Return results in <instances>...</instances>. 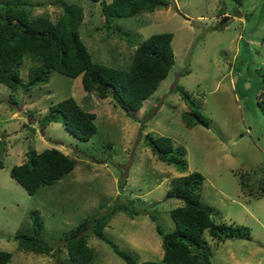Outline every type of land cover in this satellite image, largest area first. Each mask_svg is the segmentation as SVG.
Here are the masks:
<instances>
[{
    "label": "rangeland",
    "instance_id": "1",
    "mask_svg": "<svg viewBox=\"0 0 264 264\" xmlns=\"http://www.w3.org/2000/svg\"><path fill=\"white\" fill-rule=\"evenodd\" d=\"M60 1L82 8L79 32L94 61L127 68L141 40L172 32L175 62L133 115L114 106L110 98L86 92L79 76L51 71L48 82L30 90H11L0 83V250L12 253L7 264L66 263L62 242L67 232L100 205L106 209L117 201L135 199L141 209L157 215L165 232L172 231L169 211L182 202L167 191L172 180L184 174L157 159L143 141L149 133L169 136L185 147L187 173L203 174L200 200L215 222L250 228L252 241L213 240L206 230L204 237L213 250L211 264H244L245 259L264 264V195L250 199L239 192V177L246 170L253 173L249 181L253 193L263 192L258 180L264 176L260 168L253 169L264 160V115L257 104L264 73V0H244L241 6L232 0H168L167 7L152 12L113 18L110 31L104 26L102 0H27L33 17L47 15L53 20L60 14ZM222 5L224 15L219 11ZM33 61L29 55L23 57L22 80ZM176 85L187 90L210 118L208 128L185 126L181 116L187 107ZM70 96L96 115L97 131L88 140L71 134L60 121H41L52 104ZM51 147L75 159L76 165L30 195L10 176V169L26 160V151ZM31 210L39 211L44 223L41 237L53 244V254L18 249L13 236L30 227ZM104 232L138 262L162 258L161 237L147 215L118 212ZM88 244L96 254L91 264H127L95 236ZM254 245L262 249L256 251ZM228 250L235 258H228Z\"/></svg>",
    "mask_w": 264,
    "mask_h": 264
},
{
    "label": "trees",
    "instance_id": "2",
    "mask_svg": "<svg viewBox=\"0 0 264 264\" xmlns=\"http://www.w3.org/2000/svg\"><path fill=\"white\" fill-rule=\"evenodd\" d=\"M232 1L238 6L244 2ZM168 5V0H102L101 12L104 26L110 31L113 18H128ZM59 6L60 14L53 20L47 15L33 17L27 0H0V83L11 90H30L38 84L48 82L51 71H57L70 78L79 76L86 92L94 93L101 99L110 98L114 106L129 115L140 110L144 100L155 92L175 62L173 33L149 35L135 46L127 68L111 66L94 61L82 40L79 32L84 18L82 8L64 1H60ZM224 9L222 5L220 14L225 13ZM261 42L264 44V35ZM25 55L31 56L35 61L28 68L26 80H22L20 68ZM175 91L186 103L187 110L181 116L185 126L191 128L195 124H201L208 128L210 118L202 113L195 98L180 85L175 86ZM257 99L264 115V73ZM95 117L94 112L84 109L70 96L52 104L41 121L44 124L60 121L71 134L81 140H88L97 131ZM143 141L158 160L175 166L184 174L173 179L167 191L170 197L182 202L169 211L174 229L165 232L157 215L148 209H141L135 199L117 201L106 209L103 208L105 205H100L97 212L80 220L63 238L62 246L67 251L69 261L63 264L93 262L95 250L88 244L91 235L106 243L127 264H211L213 250L204 237L206 230L213 240L252 239L248 226L214 221L209 209L200 200L204 176L196 170L187 173L184 146L176 144L169 136L150 133L143 136ZM75 165L76 160L58 148H45L41 151L31 149L26 151L23 163L11 167L10 176L32 195L41 187L52 185L72 172ZM2 166L0 161V167ZM258 169L264 176V160L253 171L258 172ZM251 173L246 170L240 175V190L246 195L260 197L264 195V179L262 182L261 179L258 180L263 192L255 195L249 183ZM123 185L124 181L121 180L120 188ZM118 212H124L130 217L140 214L149 216L161 237L163 254L160 261L138 262L106 235L105 227ZM30 217V227L17 230L13 236L18 249L53 254V244L41 237L44 223L39 211L31 210ZM11 257V252L0 250V264H7Z\"/></svg>",
    "mask_w": 264,
    "mask_h": 264
},
{
    "label": "crops",
    "instance_id": "3",
    "mask_svg": "<svg viewBox=\"0 0 264 264\" xmlns=\"http://www.w3.org/2000/svg\"><path fill=\"white\" fill-rule=\"evenodd\" d=\"M238 190H239V189H238ZM239 192H241V190H239ZM240 194L243 195L244 193L241 192ZM243 196L245 197L246 194H244ZM252 196H253V195H249L250 199L252 198ZM252 239H254V238L252 237ZM252 239H250V240L252 241ZM253 247H254V249H255L256 251L262 249V247H257L256 245H254ZM229 250H230V249H229ZM229 250H228V251H229ZM232 252H233V251H229V252H228V254H229V255H228V258H230V257H231V258H235V254L232 253ZM241 256H243V253H241ZM260 262H261V260H259V263H260ZM236 263L239 264V263H241V262L238 261V262H236ZM244 264H253V262L249 261L248 259H245Z\"/></svg>",
    "mask_w": 264,
    "mask_h": 264
},
{
    "label": "clouds",
    "instance_id": "4",
    "mask_svg": "<svg viewBox=\"0 0 264 264\" xmlns=\"http://www.w3.org/2000/svg\"><path fill=\"white\" fill-rule=\"evenodd\" d=\"M110 2V1H109ZM224 15V14H223Z\"/></svg>",
    "mask_w": 264,
    "mask_h": 264
}]
</instances>
